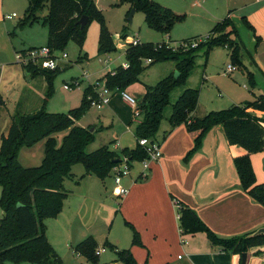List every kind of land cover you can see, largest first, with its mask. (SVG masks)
Instances as JSON below:
<instances>
[{"label":"trees","instance_id":"16d2710c","mask_svg":"<svg viewBox=\"0 0 264 264\" xmlns=\"http://www.w3.org/2000/svg\"><path fill=\"white\" fill-rule=\"evenodd\" d=\"M119 5L130 6L128 18L134 9L136 12H144L147 25L166 36L171 34L176 24L184 20V16H179L170 8L152 0H120ZM45 9L48 13L41 17L40 14ZM84 17L89 18L86 26L80 24ZM93 21L100 24V52L116 51L113 35L95 0H28L25 18L19 26H32L43 22L49 31L47 47L53 53H58L70 42L76 43L82 49ZM245 24L250 30H254L247 20ZM194 42L197 43L196 47H193ZM222 47L230 51L233 66H243V46L238 31L229 18L218 23L206 39L184 41L177 49L170 47L168 43L128 45L126 63L129 67L125 69L120 66L99 81L104 82L105 88L110 91L125 92L130 86L141 83L146 68L156 63L174 61L176 72L179 73V77L172 74L157 85L147 87L146 94L139 103L141 121L135 129L138 146L134 150L126 149L118 153L104 147L93 153L87 152L95 134L91 129L78 126L77 122L85 116L92 103L99 99L95 85L85 91L82 105L73 109L69 115L50 114L45 105L36 113L14 115L12 126L8 134L2 136L0 146V206L3 212L0 219V260L17 264H63L48 239L46 222L62 213L70 194L66 190L65 182L76 178L73 173L75 166L83 165L85 168V174L79 182L90 175L105 181L125 157L130 163L144 161L148 155L140 146L139 140L157 142L165 110L170 105L172 113L169 121L172 127L187 125L189 131L200 132L195 147L188 153L186 160L200 151L206 135L214 127L221 126L229 144L247 152L245 156L237 158L235 164L244 190L264 206V185H256L251 162V155L264 151V118L256 115V112L264 113V96L226 110L211 112L203 119H193L199 104L200 91L185 88L186 80L197 68L200 55L207 65L211 53ZM34 49L37 48L18 54L27 56ZM148 60H151L150 64L146 63ZM23 67L30 78L46 79L48 96H51L53 81L60 67L49 71L33 62ZM178 88H183L182 95L172 104L171 95ZM0 104L4 105V101L0 100ZM63 132L67 134L60 145L57 136ZM41 142H45L42 164L33 168L24 167L20 162L21 151L33 148ZM178 204L182 234L206 233L215 246L240 256L254 247L264 246V235L256 238H251V235L232 239L220 238L195 211L180 202ZM140 244L139 235L135 232L134 245ZM96 250L97 243L91 238L78 245L74 253L97 263L99 257L96 256ZM116 254L118 263L138 264L130 250H116Z\"/></svg>","mask_w":264,"mask_h":264},{"label":"crops","instance_id":"0c3cea01","mask_svg":"<svg viewBox=\"0 0 264 264\" xmlns=\"http://www.w3.org/2000/svg\"><path fill=\"white\" fill-rule=\"evenodd\" d=\"M157 1L179 16L190 17L191 20H188L186 26H183L186 20L175 25L177 36H181L180 33L184 31H188L191 39L209 36L218 23L229 18L238 31L243 46V66H239L242 69L243 81L249 80L254 86L252 93L242 91V95L231 97V107L254 101L260 94L264 96V0ZM95 3L103 10L102 0H95ZM115 3L119 5L120 0H115ZM127 6L129 13L131 8ZM6 17L4 19L9 20ZM245 20L254 30L246 26ZM111 33L113 35V32ZM167 38L166 43L172 45L171 36ZM37 47L34 44L29 48L15 49V59L19 52ZM225 49L230 58V51ZM216 51L217 49L212 55ZM0 53L3 55L0 63V100L4 101V105L0 104L1 146L2 136L7 135L12 126L14 113H11L8 103L16 91H6L4 87L8 68L5 60L11 61V57L7 48ZM229 66L225 74L231 75L234 71L230 72ZM11 69L13 77L20 74L16 67L12 66ZM22 76L24 83L17 89V95L20 96L18 106H25L34 93L30 89V82L35 79L30 78L25 70ZM147 87L142 88L140 83H137L125 92L141 103ZM118 94H112L107 107L120 123L128 126L130 118L119 109L128 108L130 112L132 109L123 101L121 94ZM218 109L219 107L211 106L200 108L199 100L193 119H203L208 115L207 112ZM132 112L130 115H134ZM171 113L165 128L160 130L157 138L161 145L162 158L153 163L148 172H144V167L141 170H132L130 175L123 179L122 187L129 191L125 197L113 194V171L109 177L110 182L94 175L79 182L85 171L81 176L67 180L70 186L65 182L66 190H69L72 184L74 188L69 190L70 195L62 213L46 222L48 239L63 264H108L111 260L115 262L113 264H121L117 262L116 250H130L138 264H243L242 256L225 252L215 246L206 233L182 234L176 202L195 211L220 238L232 239L252 235L264 228V206L244 190L235 164V160L245 156L247 152L238 146L230 145L223 128L216 126L206 135L200 151L186 160L188 153L194 149L200 132L189 131L187 125L172 127L169 121ZM256 115L264 118V113L256 112ZM93 130L95 132L97 129ZM122 144L130 146L133 142L125 144L123 138ZM122 144L116 146L114 151L120 153L126 150ZM251 162L256 185H264V151L251 155ZM135 163L133 162L131 167H134ZM135 232L139 235L140 245H134ZM91 238L96 241L97 250H110L114 254L109 256L105 251L97 263L77 256L74 249ZM247 256L246 264H264V246L250 249Z\"/></svg>","mask_w":264,"mask_h":264},{"label":"rangeland","instance_id":"374dc122","mask_svg":"<svg viewBox=\"0 0 264 264\" xmlns=\"http://www.w3.org/2000/svg\"><path fill=\"white\" fill-rule=\"evenodd\" d=\"M152 1L160 3L157 0ZM160 5L167 8V6L162 3H160ZM27 7L28 0H0V52L4 48H7L11 57V61L5 60V64L8 63V65H6L8 68L5 73L4 87L6 91L10 90V92H13L14 89L16 91L14 97L11 98L10 103H8L11 113L13 112L14 115L18 113L24 115L36 113L42 109L44 105L46 111L50 114L69 115L73 109L79 108L82 105L85 91L89 87L96 85L107 73L114 71L127 62V47L132 44L135 39L140 40L142 44H163L168 41L165 34L158 32L147 25L144 12H136L133 22L130 23L128 18L129 13H127L129 7L127 5H117L115 0H102L103 10H101V12L104 15L109 30L113 32L116 51L109 53L100 52V24L97 21H93L89 26L88 35L82 49L76 43L70 42L63 51L57 53V57L59 58L57 63L60 67V71L53 81L52 95L48 96L49 87L46 79L38 78L30 82V89L34 92L30 101L25 106L24 104L18 106L19 104L17 101L20 96L17 95V89L19 90L20 85H23L24 83V77L22 76L24 69L23 65L17 63L18 61L15 59V49L21 50L22 48H29L34 44L38 46L37 49L47 47L49 39L48 28L43 22L36 23L32 26H19L25 18ZM47 13L48 11L45 9L40 16L44 17ZM13 14H17L18 17L13 20L4 19L7 15L12 16ZM184 20L186 21L183 26H186L188 20L190 21L191 19L189 16H184ZM175 28L177 27L175 26L170 34L173 41V44H170V47L177 49L183 41L191 39L192 36H188V31L181 32V36H177L176 34L178 33ZM121 32L123 33L120 34ZM123 36H126V38L124 39ZM207 36L208 35H204L202 37L206 38ZM64 54L68 55L67 59H63ZM211 55L207 63L208 65L206 66L207 68L205 67L204 58L200 55L197 60V68L186 80L185 88H192L200 91V108L210 106L216 108L219 107L218 110L212 111H221L231 107V97H235L239 94L242 95V91L247 93H250L248 91H251L252 93L254 86L249 80L246 82L243 81L242 69L239 67H235L233 74H225L227 67L229 65L233 66L231 58L227 56L225 47L219 48V50L217 49L216 53L212 56ZM2 56L3 55L0 53V63ZM14 59L15 61L13 62ZM106 60L110 62L109 67L105 64ZM12 66L20 71L18 76L15 75L13 77L11 71ZM172 74H176V62L174 61L156 63L151 66L149 65L141 77L140 86L142 88H145V86H155L161 80ZM103 83L104 82H99L100 88H102ZM66 85H69L71 89L66 90ZM182 92L183 88H178L172 93V104L179 99ZM118 95H120V93ZM138 95H140V93H138ZM107 106L109 105H97L91 107L85 116L77 122V125L80 127L91 130L97 129L94 132L95 139L88 147L87 152L93 153L104 147H108L114 151L116 146L122 144L123 138L125 144L133 142V145L130 146H123L122 144L124 149L127 148L132 150L137 148L138 143L135 137V129L137 124L141 121V118H135V115H130L133 110L130 112L128 108L124 109L121 107L119 110L122 111L125 116L130 118L128 126H126L118 121L113 115V112H111ZM4 108L6 109V107ZM171 110V105L166 108L165 118L161 124L160 130L165 128ZM212 111L207 113L209 114ZM132 114H134V112H132ZM66 134L67 132H63L57 136L60 145ZM44 156L45 142H41L33 148L24 149L21 154L20 162L26 168L38 167L42 164ZM142 168L143 162H136L134 167L130 168V173L132 170H141ZM84 171L85 168L83 165H77L75 166L73 173L75 176H81ZM110 180L111 178H107L106 182H110ZM67 184L70 186L69 181H67ZM73 188L74 184L71 185L70 189ZM69 190L68 192L70 193L72 190ZM1 196L2 189L0 187V200ZM2 217L3 212L0 206V219ZM106 252L109 256L114 254L110 250H106ZM107 263L113 264L115 262L111 260ZM0 264L17 263L9 261L2 262L0 260Z\"/></svg>","mask_w":264,"mask_h":264},{"label":"built area","instance_id":"2783aa9c","mask_svg":"<svg viewBox=\"0 0 264 264\" xmlns=\"http://www.w3.org/2000/svg\"><path fill=\"white\" fill-rule=\"evenodd\" d=\"M17 17H18L17 14H13L12 16H7L6 18L11 20ZM132 44L134 46H137L140 45L141 42L140 40L135 39L132 42ZM196 46L197 43L194 42L193 47ZM67 58L68 55L64 54L63 59H67ZM58 59L59 58L57 57V53H53L49 47H42L39 49L31 50L29 51L27 56H24L23 54H17V61L19 64L27 65L30 62H33L40 65L43 69L49 71H55L59 67L57 63ZM146 63L150 64L151 60H148ZM105 64L107 67L110 66V62L108 60L105 61ZM122 66L125 69L129 67L128 63H124ZM229 71L230 72L235 71V66H229ZM95 86L99 93V99L92 103V107H95L97 105H104V106L109 105L111 102V96L114 92L105 88L104 84L102 88H100L99 82ZM65 89L70 90L71 87L69 85H66ZM120 94L122 96L123 101L133 110L135 118L140 117L139 103L137 102V100L127 92H120ZM139 144L142 148L146 150V153L148 155V158L143 161V167L145 170L144 172H148L150 170L151 165L153 163H157L163 156L161 145L158 142H152L149 139H141L139 140ZM131 164L132 163L129 162V159L125 157L123 159V162L113 170V181L115 184V189L113 194L117 197H125L129 192L122 187V181L124 177L130 175V168L132 166ZM144 175L145 173L143 174V177ZM176 207L179 208L178 202H176ZM105 251H106L105 249L97 250L96 256L100 257Z\"/></svg>","mask_w":264,"mask_h":264},{"label":"water","instance_id":"95a60500","mask_svg":"<svg viewBox=\"0 0 264 264\" xmlns=\"http://www.w3.org/2000/svg\"><path fill=\"white\" fill-rule=\"evenodd\" d=\"M136 13V10H132L131 12V15L129 17V22L132 23L133 22V18H134V15ZM89 23V18L88 17H84L81 21H80V24L83 25V26H86L87 24ZM175 77H179V73L176 72L175 74ZM92 132H94V130L92 129L91 130ZM117 163H119V161H117ZM264 235V228L258 230L256 233L252 234L250 237L251 238H256V237H259V236H262ZM247 253L243 254L242 258H243V264H246L247 263Z\"/></svg>","mask_w":264,"mask_h":264}]
</instances>
